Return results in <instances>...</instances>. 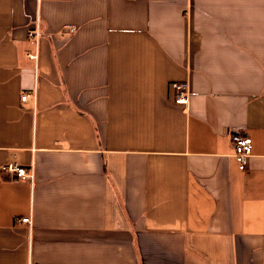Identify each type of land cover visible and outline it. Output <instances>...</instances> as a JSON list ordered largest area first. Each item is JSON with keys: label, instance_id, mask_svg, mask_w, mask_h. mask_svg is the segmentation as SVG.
<instances>
[{"label": "crops", "instance_id": "obj_1", "mask_svg": "<svg viewBox=\"0 0 264 264\" xmlns=\"http://www.w3.org/2000/svg\"><path fill=\"white\" fill-rule=\"evenodd\" d=\"M10 162L0 264H264V0H0Z\"/></svg>", "mask_w": 264, "mask_h": 264}, {"label": "built area", "instance_id": "obj_2", "mask_svg": "<svg viewBox=\"0 0 264 264\" xmlns=\"http://www.w3.org/2000/svg\"><path fill=\"white\" fill-rule=\"evenodd\" d=\"M73 30V29H71ZM31 36L37 37L38 32H31ZM31 59H37V53L29 55ZM172 90L174 92L175 101L182 105H187L190 101V90L187 82L175 81L171 84ZM31 98V93H25L22 96V100H27ZM36 95L34 94V99ZM232 142L235 147V159L241 170H245L248 166L249 159L252 155L253 140L252 137L245 132L237 131L232 135ZM0 170L4 172H10L15 175L19 180L32 178L34 177L33 168H27L20 165L17 162L4 163L0 165ZM21 221L31 223V217H23Z\"/></svg>", "mask_w": 264, "mask_h": 264}]
</instances>
